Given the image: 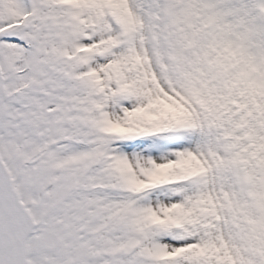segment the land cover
Here are the masks:
<instances>
[{
	"label": "snow or ice",
	"instance_id": "obj_1",
	"mask_svg": "<svg viewBox=\"0 0 264 264\" xmlns=\"http://www.w3.org/2000/svg\"><path fill=\"white\" fill-rule=\"evenodd\" d=\"M0 264H264V0H0Z\"/></svg>",
	"mask_w": 264,
	"mask_h": 264
}]
</instances>
